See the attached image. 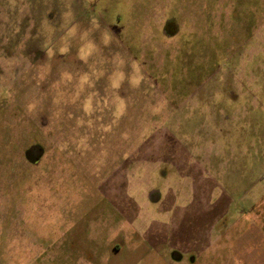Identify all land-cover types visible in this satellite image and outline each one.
Masks as SVG:
<instances>
[{"label":"rangeland","instance_id":"374dc122","mask_svg":"<svg viewBox=\"0 0 264 264\" xmlns=\"http://www.w3.org/2000/svg\"><path fill=\"white\" fill-rule=\"evenodd\" d=\"M262 230L264 0H0V264H233Z\"/></svg>","mask_w":264,"mask_h":264},{"label":"crops","instance_id":"0c3cea01","mask_svg":"<svg viewBox=\"0 0 264 264\" xmlns=\"http://www.w3.org/2000/svg\"><path fill=\"white\" fill-rule=\"evenodd\" d=\"M160 190L155 191L154 196L156 197V199L154 200V203H158L161 199V197L159 198L160 193L158 192ZM152 192L149 193V196L151 195ZM103 201V200H101ZM113 203V202H112ZM152 204H154L153 202H151ZM115 206V205H114ZM248 225V224H247ZM247 225L244 226L245 229L241 230L240 232H250V230H248ZM229 227V226H228ZM236 230V226L233 227ZM228 232V231H227ZM245 233H241L243 234V238L245 239ZM260 240L261 242H259V244H254L252 245L251 240H246L244 241V244L242 243V249H244L245 253H244V257L243 260H238L235 259L233 264H264V230H262L260 233ZM241 237V235H239ZM239 236H234L233 240L231 241H238L237 238H239ZM118 239V243H108L106 245L107 250L109 251L108 253H110L109 255H114V254H122L124 251H130V253H136L138 254V244L137 245H131L130 247L128 246V241H125L124 239L121 241L120 238H116ZM131 243V242H130Z\"/></svg>","mask_w":264,"mask_h":264}]
</instances>
